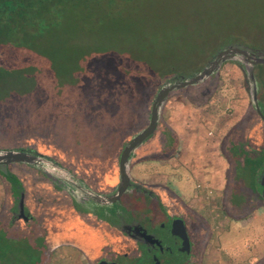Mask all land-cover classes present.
Masks as SVG:
<instances>
[{"label": "rangeland", "instance_id": "rangeland-1", "mask_svg": "<svg viewBox=\"0 0 264 264\" xmlns=\"http://www.w3.org/2000/svg\"><path fill=\"white\" fill-rule=\"evenodd\" d=\"M49 22L57 25L44 37L16 33L3 49L19 60L17 70L1 72L0 81L11 86L0 90V149H32L56 165L0 164L22 182L25 206L38 219L7 224L9 239L0 227V264H76L74 256L86 264L66 245L72 232H62V190L73 193L75 186L64 184L60 169L92 189L114 183L120 151L148 125L160 88L195 78L230 48L247 57L234 53L198 82L169 92L129 173L186 202L206 183L203 210L191 206L205 221L192 222L202 245L200 264L262 263L264 202L253 195L248 202L246 195L241 207L252 209L231 219L232 191L257 185L247 167L236 176L227 148L248 142L243 135L259 122L255 102L264 110V0H75ZM0 194L1 215L11 202L1 175Z\"/></svg>", "mask_w": 264, "mask_h": 264}, {"label": "flooded vegetation", "instance_id": "flooded-vegetation-1", "mask_svg": "<svg viewBox=\"0 0 264 264\" xmlns=\"http://www.w3.org/2000/svg\"><path fill=\"white\" fill-rule=\"evenodd\" d=\"M260 105L255 102L259 122L256 126L249 128V134L243 135V140L245 142L248 140V144L245 143L243 147L245 151L249 150V145L256 146V149L250 152L251 157H259L264 151V142L262 143L261 138L263 136L264 140V135L260 133V127L264 126V110L261 112ZM155 129L130 152L125 163L129 182L121 193L118 191L121 183L119 159L123 147L129 140L119 154V171L116 180L113 178L115 182L107 183V187L92 189L79 176L60 169L59 176L63 178L64 184L75 186L73 193H70L71 190L67 188L62 190L64 199L61 202L62 207H59L60 222H64L62 232L67 231L70 234L72 232V244L66 243V245H73L86 264H99L102 261L121 263L124 259L128 262L125 264H198L202 245L195 236V227L192 222L205 221L196 214L188 201L180 198L176 191L168 192L166 189L147 186L142 181L134 180L129 173L130 163L141 157L137 153L138 147L154 134ZM150 151L152 152V149ZM152 159L158 160L157 157ZM263 171L264 165L259 171L260 174H257L260 175V179ZM260 179L257 185L261 192ZM104 181L106 183V178ZM15 206L17 210L16 214L14 213L16 217L12 220L13 222L19 220L38 222V219L30 212L26 213L27 216L24 219L18 202ZM178 220L184 224L189 243L188 252L179 251L182 241L171 233V222H178ZM7 221L10 222V219ZM68 222L72 223L67 226ZM140 222L147 224L133 232L132 227ZM116 235L119 236L116 240L118 247H114ZM153 239H157L159 243H153ZM45 242L46 240L43 241ZM132 245L137 247L135 255L127 254ZM145 251L149 252V255L145 254ZM154 255L158 258H154ZM176 256L178 257L175 260Z\"/></svg>", "mask_w": 264, "mask_h": 264}, {"label": "trees", "instance_id": "trees-1", "mask_svg": "<svg viewBox=\"0 0 264 264\" xmlns=\"http://www.w3.org/2000/svg\"><path fill=\"white\" fill-rule=\"evenodd\" d=\"M73 2H75V0H0V78H1V72L10 74L11 72H13L11 70L18 69L16 66L18 65L19 59H17V57L14 55L13 50L8 49V51H3V49L6 48L5 46L12 43L11 39L14 40L15 34L22 33L23 35V34H28L29 32V34L34 37V41L40 39L41 36L44 37L46 35V32L51 30L50 27L52 25L54 26L57 25V23L49 22L51 20V17L54 16V13H59L64 3L68 6L69 3L71 4ZM38 23L40 24L38 25ZM22 59L25 58L22 57ZM16 74L18 75L19 73ZM21 76L22 75H20L19 77ZM1 81H0V90L2 89L3 92L5 90H10V86H11L10 82L8 80H4V78L1 79ZM172 82L173 81H168L167 83L166 82L165 83L166 85H169L172 84ZM168 95L169 93L167 94L166 98L168 97ZM175 139H176L175 136L172 135V139H170V144L172 146L176 145ZM6 151L24 152L36 156L39 160L36 159L34 162H26V163H35L40 168H43L45 165L54 166L53 164H55V162H53L52 159L50 158L48 159L32 149H23V148L21 149L15 148L11 150L0 149V154H4ZM227 151L235 160L233 170L234 169L235 171L237 170L236 171L237 173H235L236 176L239 177L238 169H240L241 165L244 168L247 167L246 170L247 172L250 173L251 181L255 185H257L256 182L257 174L264 165V151L262 155L259 157H250L248 156L247 152L244 150L242 144L235 143L233 141L228 146ZM240 157H242V162L241 161L239 162ZM19 162L21 163L22 161ZM11 163H15V162H10V163L0 162V164H3L4 166ZM0 175L9 184V189L11 194V202L9 204V209L6 208L3 214L0 215V227L4 229V232L6 234V231L8 229L7 227L9 226V224L17 223L12 221L16 217L15 211L17 209L15 203L18 202L19 204L21 200L22 206L20 207L22 209L21 213L24 219H26L27 216L26 213L29 212L24 202L25 190L22 182L17 178V176L14 173L10 172L6 167H4V169H0ZM257 188L260 190L258 185ZM257 188L255 189L254 187L250 186L248 187L247 190L245 188V192H243L242 194L236 192V190L232 191L231 193L232 195L230 194L229 196V207H230L229 213L230 216L232 214L231 216L232 220L233 219L238 220L236 219L237 212H241L242 210H243L242 212H247V211L249 212L252 209L249 208L247 211H244L245 209L241 207V203L242 201H244L243 199L245 198L246 195L248 197L245 200H248V202L250 200L249 197H251L252 195L257 196L262 202H264L260 197L259 195L260 191ZM9 219L10 222H4ZM7 224L8 226H6ZM6 236L9 239V235L6 234ZM254 264H264V261H262V263L255 262Z\"/></svg>", "mask_w": 264, "mask_h": 264}, {"label": "water", "instance_id": "water-1", "mask_svg": "<svg viewBox=\"0 0 264 264\" xmlns=\"http://www.w3.org/2000/svg\"><path fill=\"white\" fill-rule=\"evenodd\" d=\"M234 53H239V54H242L245 56L247 55V53L245 51L237 49V48H230V49H226L224 51H220L216 55V59L213 62H211V64L208 67L204 68L195 78H192L188 81H184V82L178 83V84L166 85V86H163L162 88H160V90L157 92V94L154 98V101L152 103V106H151V112H150L148 125L143 130H141L138 134L133 136L127 142V144L123 147V149L121 151L120 159H119L120 160V162H119L120 178H121V183H120V186L118 188L119 193H121L124 190V187H126L128 185V182H129L128 174L126 173V169H125V163L128 159V156H129L130 152L138 144H140L147 137H149L150 134L154 131V129L157 125V121H158L159 106L166 99L167 94L175 88L183 87V86H186L188 84H193V83L198 82L204 76H206L207 74L212 72L216 67H218L220 65V62H222L225 59L230 58V56H232V54H234ZM252 63L255 64V61L252 60ZM36 159L39 160L36 156H33L31 154H28V153H24V152L6 151L4 154H0V162H4V163L19 162V161L34 162ZM262 173H263V175H262ZM262 173H261V175H262L261 179L259 177L260 175H257L256 182H258V180L260 179L259 184L262 187L260 195H261L262 199L264 200V171ZM21 203L22 202L20 200V202H19L20 206H22ZM171 233H172V235L177 236L182 241L181 242L182 247L180 248L179 251L180 252H188L189 243H188V238L186 236V231H185L183 222L180 220H178V222H171ZM153 243L158 244L159 242L157 239H153ZM136 250H137V247L135 248L132 245V246H130V251L127 254L135 255L137 253ZM127 251H128V249H127ZM144 253L149 255V252H147V251H145ZM177 257L178 256L174 257V259H176ZM154 258H158V257L154 255ZM126 260L127 259H124L123 261H121V263L122 264L128 263V262H125ZM144 260H145V258H144ZM101 263H103V264H121L120 262L106 263L104 261L100 262L99 264H101Z\"/></svg>", "mask_w": 264, "mask_h": 264}, {"label": "crops", "instance_id": "crops-1", "mask_svg": "<svg viewBox=\"0 0 264 264\" xmlns=\"http://www.w3.org/2000/svg\"><path fill=\"white\" fill-rule=\"evenodd\" d=\"M151 160H153V159L151 158ZM202 175H203V174H201L200 176H202ZM200 176H199V177H200ZM197 183H198V182H197ZM196 186H197V185H196ZM205 187H207V185H206V183H203L201 188H197L200 192H199V193L197 192L196 195L192 196L191 200H187L188 203L190 204V206L195 207V206L199 205L198 207H199V210H200V211L203 210V206H204V205H202V203L206 200L205 197H207V196H206V194H207V189H205ZM195 191H197L196 188H195ZM0 195H1V194H0ZM0 199H1V196H0ZM197 215H199V214H197ZM199 216L204 220V218H203L201 215H199ZM2 221H3V220H2ZM4 222H8V221L6 220V221H4ZM201 255H202V251H201ZM214 257H215V256H214ZM214 257H212V259H214ZM63 258H65V259H69V258H72V257H63ZM200 258H202V257H200ZM56 259H57V258H56ZM73 259H74V261H75L76 264L79 262V260H81L80 257L78 258V256H74ZM198 264H200V261H199ZM207 264H208V262H207Z\"/></svg>", "mask_w": 264, "mask_h": 264}, {"label": "built area", "instance_id": "built-area-1", "mask_svg": "<svg viewBox=\"0 0 264 264\" xmlns=\"http://www.w3.org/2000/svg\"><path fill=\"white\" fill-rule=\"evenodd\" d=\"M197 187H198V188H201L202 185H201V184H197ZM205 189H207V194H208V193L210 192L209 188H208V187H205Z\"/></svg>", "mask_w": 264, "mask_h": 264}]
</instances>
